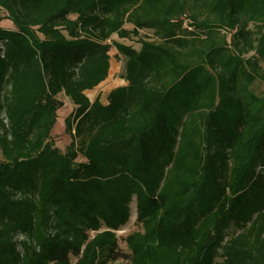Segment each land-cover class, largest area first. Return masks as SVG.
Here are the masks:
<instances>
[{
  "label": "trees",
  "instance_id": "16d2710c",
  "mask_svg": "<svg viewBox=\"0 0 264 264\" xmlns=\"http://www.w3.org/2000/svg\"><path fill=\"white\" fill-rule=\"evenodd\" d=\"M0 12V264H264V0ZM111 47L125 85L90 101Z\"/></svg>",
  "mask_w": 264,
  "mask_h": 264
},
{
  "label": "rangeland",
  "instance_id": "374dc122",
  "mask_svg": "<svg viewBox=\"0 0 264 264\" xmlns=\"http://www.w3.org/2000/svg\"><path fill=\"white\" fill-rule=\"evenodd\" d=\"M3 16V13L0 12V17ZM8 27V26H5ZM11 27V26H10ZM12 28V27H11ZM129 28V26H127ZM253 31L258 32V27L251 26ZM262 33L264 34V27L262 28ZM144 34V33H143ZM142 34V36H143ZM258 35V34H257ZM113 41H119L115 36L113 37ZM129 44V42H125ZM132 45L136 48V43L133 42ZM113 46V45H112ZM117 50L115 47H111L109 51L110 56V71L108 78L101 83L98 87L93 89L92 91L87 92V96L90 101H93L95 98H99V101L104 102L105 95L112 89L122 86L124 83L122 82L121 73H122V63L121 57L118 56ZM260 67L264 73V61L261 62ZM251 91L257 95L258 97H264V81L257 79L251 87ZM58 99L62 102V105L57 110V119L56 123L51 131V135L53 140L55 141V145L60 150H64V148L70 143V137L65 134V119L69 116V114L73 110V105L66 98L64 95H59ZM1 154H0V161H1ZM140 227L136 224V214H135V201L133 200L130 205V219L129 222L119 231L116 233L118 238V246L124 252H127L125 243L123 239L136 231H139ZM113 264H124L121 261L115 262Z\"/></svg>",
  "mask_w": 264,
  "mask_h": 264
},
{
  "label": "crops",
  "instance_id": "0c3cea01",
  "mask_svg": "<svg viewBox=\"0 0 264 264\" xmlns=\"http://www.w3.org/2000/svg\"><path fill=\"white\" fill-rule=\"evenodd\" d=\"M119 56V55H118ZM121 63H122V60H121ZM122 82L124 83V81L122 80ZM125 85V83L122 85V86H124ZM86 96H87V93H86ZM88 97V96H87Z\"/></svg>",
  "mask_w": 264,
  "mask_h": 264
}]
</instances>
